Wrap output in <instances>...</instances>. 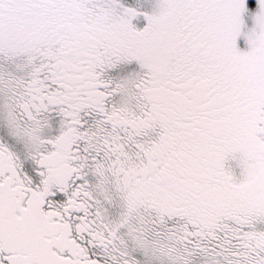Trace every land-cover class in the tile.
I'll list each match as a JSON object with an SVG mask.
<instances>
[{
    "label": "snow or ice",
    "instance_id": "1",
    "mask_svg": "<svg viewBox=\"0 0 264 264\" xmlns=\"http://www.w3.org/2000/svg\"><path fill=\"white\" fill-rule=\"evenodd\" d=\"M0 264H264V0H0Z\"/></svg>",
    "mask_w": 264,
    "mask_h": 264
}]
</instances>
